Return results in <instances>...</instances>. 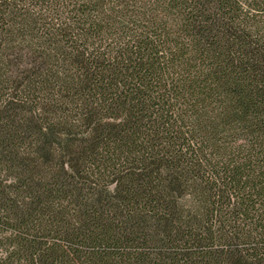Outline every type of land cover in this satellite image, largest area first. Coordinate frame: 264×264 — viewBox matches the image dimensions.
<instances>
[{
    "label": "trees",
    "instance_id": "obj_1",
    "mask_svg": "<svg viewBox=\"0 0 264 264\" xmlns=\"http://www.w3.org/2000/svg\"><path fill=\"white\" fill-rule=\"evenodd\" d=\"M260 169L264 0H0V264H78L187 204L255 237L225 206Z\"/></svg>",
    "mask_w": 264,
    "mask_h": 264
},
{
    "label": "rangeland",
    "instance_id": "obj_2",
    "mask_svg": "<svg viewBox=\"0 0 264 264\" xmlns=\"http://www.w3.org/2000/svg\"><path fill=\"white\" fill-rule=\"evenodd\" d=\"M256 174L264 175V169L258 170ZM189 206L191 205L187 204L183 208L181 216H172L170 219L143 215L137 220H132L131 226H128L130 224L123 220V225L120 226L121 231L118 234L120 237L117 236L120 238L118 242L123 246L122 248L106 247L96 253L93 252V254L82 252L75 254L74 257L77 258L78 264H89L88 262L91 261L92 257L101 256L109 257L104 261L105 264H176L180 259L184 260V264H193L189 260V256H191L199 259L197 264H205V260L209 259L210 256L216 257L226 253L249 250L264 251V224H257L258 220H264V185L251 183L247 188H238L236 192L231 194V202L225 206L229 212H234L237 209L241 213L238 215L236 224H232L231 227L235 226L234 230H238L240 229L239 226L243 224L242 222H245L248 229L256 230L255 237L240 235L233 241L221 240L219 238L224 233L223 221L228 220V223L235 221L231 214L228 216L223 214L224 205L222 208L215 209L213 215L206 219L205 216L207 215L195 213L198 205H195L192 213L187 211ZM199 206L201 207V205ZM181 223H183L182 228L180 227ZM210 223H215L212 225V229L215 227L216 237L208 242L203 240L198 243L192 241L194 235L207 234ZM227 227L229 226L227 225ZM184 233L187 235L185 242L175 243L178 236ZM102 239L108 240L106 235H102ZM112 241L115 242V240ZM109 244L110 242L107 243V245ZM210 264L225 263L212 260Z\"/></svg>",
    "mask_w": 264,
    "mask_h": 264
}]
</instances>
